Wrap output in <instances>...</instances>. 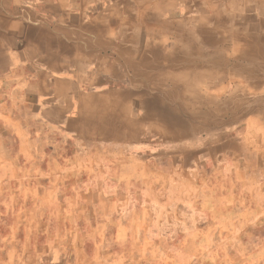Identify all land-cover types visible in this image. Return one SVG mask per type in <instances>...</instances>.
Listing matches in <instances>:
<instances>
[{
  "label": "crops",
  "instance_id": "1",
  "mask_svg": "<svg viewBox=\"0 0 264 264\" xmlns=\"http://www.w3.org/2000/svg\"><path fill=\"white\" fill-rule=\"evenodd\" d=\"M252 12L264 0H0V215L36 230L6 232L0 264H264V121L220 88L249 48L218 40Z\"/></svg>",
  "mask_w": 264,
  "mask_h": 264
},
{
  "label": "rangeland",
  "instance_id": "2",
  "mask_svg": "<svg viewBox=\"0 0 264 264\" xmlns=\"http://www.w3.org/2000/svg\"><path fill=\"white\" fill-rule=\"evenodd\" d=\"M255 12V11H254ZM254 12L250 13L252 16V19L250 18V14H247L249 16V19L246 20H242V19H238L237 21L233 22L235 25V28H237L236 32H238L239 28H247L246 32H248L247 35H243L241 34L239 37L240 40L242 39V37H248L250 39L249 45L248 46L249 49H254V50H261L264 49V21L262 19H260V15L258 14L257 17H255L257 14ZM193 25H196V22H194ZM226 28H233L232 23L229 25L227 24ZM235 31V30H234ZM259 37V38H258ZM259 39V40H258ZM257 40V41H256ZM169 43H175L174 42H169ZM257 43L259 45H257ZM243 44V43H242ZM232 45V44H229ZM239 45V44H238ZM238 45H233L235 46L237 49H240ZM242 48V47H241ZM244 50H246L245 48H243ZM253 50V51H254ZM246 51H241V52H233L232 55L239 57L240 56H244L246 53ZM255 53V52H253ZM243 54V55H242ZM237 63L244 65L247 68H250V65L248 62H243L241 60H237ZM257 63H254V65ZM256 66V65H255ZM253 66V68L255 67ZM252 67V66H251ZM264 63L260 69V72L257 74L258 76L263 75L264 76ZM230 71V72H229ZM257 72V70H256ZM223 76L222 77L224 79H222V84L220 85L221 88V93L223 95L227 94L226 91L231 90L234 91L236 93V99L234 100V102L236 104H238V106H241L242 108H245V105L247 106V108H252V115L248 116L246 119H248V123L249 125H252V128H261V122L264 121L261 120L262 119V113H264V83L260 84L259 82H254V81H248V79H245V77L243 75H241L238 71V69H229L226 70V74L222 71ZM229 74H231V76H229ZM239 75V76H238ZM228 95V94H227ZM226 97V95H225ZM224 101H222V106H224L225 104L223 103ZM245 119V118H244ZM244 119L241 120V124L238 125L236 128H244ZM223 120H228V117H223L222 116V124H221V128H224L222 125L224 124ZM181 120L178 121V123H180ZM195 123H202L200 122V120H197V118H195ZM206 124V123H205ZM195 126V125H193ZM197 127V126H195ZM218 127V126H217ZM205 128H213V126L211 125H205ZM226 128V127H225ZM190 135V145L196 146V140H203V138L212 145V139H213V135L211 133H205V134H201V133H189ZM193 138V140H192ZM192 140V141H191ZM213 146V145H212ZM197 148V147H195ZM193 148H190L189 150H193ZM199 169H201L202 171L206 170L208 172H212L213 170V166H208L207 168L203 169V166H200ZM201 193L202 195H211V192L213 191V185L216 184H212L209 182H201ZM215 183V182H214ZM190 185H192V183L190 182ZM191 187V186H190ZM219 188L218 186L215 187ZM26 198L24 196H20L17 198H8L7 199V203H12V201H17L19 202V204H24L26 203ZM5 196L4 193L0 191V206H3L5 203ZM255 203V202H254ZM9 216V215H8ZM6 215H0L1 218V225H0V238L4 237L6 235V232H9L10 235L13 236H31L32 233L35 234L36 230L35 229H31V228H21V229H14V230H7L6 229V224L4 223L5 219H6ZM28 226H30V222L27 223ZM45 233L48 230H43ZM256 230L253 231V233L255 234ZM50 234L52 233V230H49ZM264 234V232H263ZM34 236V235H33ZM259 245H257L256 243H254L252 246H250V249L252 252H256L258 251ZM2 246H0V254L3 253ZM29 258H32V255L29 256ZM55 260V261H54ZM67 260V256L64 254L60 255H52L51 260L47 261L48 264H69ZM72 264H74L71 261ZM80 263H83V261H80ZM79 261H77L75 264H80ZM242 262L238 261L236 262V264H241ZM257 261H254V259L248 260L243 262L242 264H256ZM47 264V263H46ZM94 264H100L99 262H94ZM234 264V262L232 263ZM263 264V263H262Z\"/></svg>",
  "mask_w": 264,
  "mask_h": 264
},
{
  "label": "bare ground",
  "instance_id": "3",
  "mask_svg": "<svg viewBox=\"0 0 264 264\" xmlns=\"http://www.w3.org/2000/svg\"><path fill=\"white\" fill-rule=\"evenodd\" d=\"M50 1V0H49ZM64 7V6H63ZM34 8H35V6H34ZM27 10V9H26ZM37 10V9H36ZM63 11H64V9H63ZM66 11V10H65ZM29 12V11H28ZM53 14V13H52ZM32 15H33V13H32ZM31 15V16H32ZM80 18H82V17H80ZM82 20V19H81ZM89 22V21H88ZM92 23V22H91ZM90 23V24H91ZM88 25V24H87ZM168 25V24H167ZM84 26H85V24H84ZM89 26V25H88ZM92 26V25H91ZM51 27V26H50ZM76 27V26H75ZM87 27V26H86ZM85 27V28H86ZM96 27V26H95ZM115 27V26H114ZM52 28V27H51ZM63 29H65V28H63ZM98 29V28H97ZM66 30H68V29H66ZM66 30H64V31H66ZM84 30H86V29H84ZM83 30V31H84ZM87 30H88V27H87ZM121 30V29H120ZM59 31V30H58ZM88 31H90V30H88ZM93 31V30H92ZM55 32V31H54ZM112 32V31H111ZM91 33V32H90ZM82 34V33H81ZM118 35V34H117ZM240 37V36H239ZM239 37H233V36H222V40H218L219 41V43L223 46H227V45H229V44H232V45H238L239 46V48H241L242 46H247V48H248V46H251V45H249V42H250V39L248 38V40L245 38V37H242V39L240 40V38ZM259 38V37H258ZM99 39V38H98ZM212 37L211 38H209V39H207L206 38V40H207V42L209 43V42H212ZM101 41H102V39H100ZM99 40V41H100ZM259 40V39H258ZM74 41V40H73ZM104 41V40H103ZM218 41H216V43H218ZM257 41V40H256ZM42 42V41H41ZM46 42V41H45ZM87 43V42H86ZM243 43V44H242ZM96 44V43H95ZM97 45V44H96ZM257 45H259L258 43H257ZM98 46H100V45H98ZM118 46H122V45H118ZM70 47V46H69ZM121 49V48H120ZM38 50V49H37ZM254 49H248V51H246L245 53V55L244 56H240L239 55V57H237L236 58V60H241V61H243V62H248L251 66H252V70L253 71H255V73H259L260 72V69H261V67H262V65H263V63H264V49H261V50H259V52H257V53H251L252 51H253ZM52 51V50H51ZM112 51V50H111ZM149 51V50H148ZM147 51V52H148ZM38 52H39V50H38ZM68 52V51H67ZM83 52V51H82ZM129 52V51H128ZM143 52V51H142ZM125 53V52H124ZM118 54V53H117ZM121 54V53H120ZM110 55V54H109ZM143 55H144V53H143ZM243 55V54H242ZM101 56V55H100ZM152 56V55H151ZM46 57V56H45ZM121 57V56H120ZM135 57H136V55H135ZM145 57V56H144ZM108 58V57H107ZM141 58V57H140ZM143 58V57H142ZM123 59H125V58H123ZM143 59H145V58H143ZM163 59V58H162ZM181 59V58H180ZM104 60H105V58H104ZM225 60V59H224ZM116 61V60H115ZM123 61H125V60H123ZM133 61V60H132ZM167 61V60H166ZM214 61V60H213ZM212 61V62H213ZM226 61V60H225ZM117 62V61H116ZM138 62H140V61H138ZM159 62V61H158ZM174 62V61H173ZM181 62V61H180ZM134 63V62H133ZM157 63V62H156ZM162 63V62H161ZM169 63V62H168ZM178 63H179V61H178ZM254 63H257V64H255L254 65ZM124 64H126V63H124ZM123 64V65H124ZM128 64V63H127ZM225 64V63H224ZM105 65H106V63H105ZM134 65V64H133ZM132 65V66H133ZM141 65V64H140ZM139 65V66H140ZM164 65V64H163ZM189 65V64H188ZM235 65V64H234ZM129 66H130V64H129ZM151 65H149V67H150ZM167 66V65H166ZM253 66H255L254 68H253ZM111 67V66H110ZM142 67H143V65H142ZM146 67V66H145ZM173 67V66H172ZM192 67V66H191ZM199 67V66H198ZM197 67V68H198ZM235 67L238 69V71H239V73L241 74V75H243L244 77H245V79L247 78L249 81L250 80H252V81H254V82H262V81H264V76L263 75H257V77L256 78H253V77H251V75H250V71H249V69H245V68H243V65L242 64H239V63H237V65H235ZM136 68V67H135ZM137 68H139V67H137ZM155 68H157V67H155ZM161 68V67H160ZM170 68V67H169ZM187 68H189V67H187ZM225 68V67H224ZM264 69V68H263ZM110 70H112V69H110ZM149 70V69H148ZM185 70H189V69H185ZM256 70H257V72H256ZM143 71V70H142ZM168 71V70H167ZM212 71V70H211ZM221 71V70H220ZM106 72V71H105ZM135 72V71H134ZM134 72H133V74H134ZM174 72V71H173ZM210 72V71H209ZM230 72V71H229ZM130 73V72H129ZM150 73H152V72H150ZM189 73V72H188ZM187 73V74H188ZM132 74V75H133ZM146 74V73H145ZM164 74V73H163ZM199 74V73H198ZM220 74V73H219ZM131 75V74H130ZM147 75V74H146ZM146 75H144V77L146 76ZM165 75V74H164ZM175 75V74H174ZM182 75V74H181ZM184 75V74H183ZM215 75V74H214ZM221 76H220V78H222V77H224L223 76V73L221 72V74H220ZM110 76V75H109ZM149 76V75H148ZM153 76V75H152ZM201 76V75H200ZM207 76V75H206ZM229 76H231V74H229ZM239 76V75H238ZM133 77V76H132ZM139 77V76H138ZM147 77V76H146ZM171 77V76H170ZM202 77V76H201ZM211 78V77H213V75H208V77L207 78ZM105 78V77H104ZM119 78V77H118ZM122 78V77H121ZM128 78V77H127ZM102 79V78H101ZM181 79V78H180ZM200 79V78H199ZM215 79H217V77L215 78ZM100 80V79H99ZM114 80H115V78H114ZM118 80V79H117ZM128 80V79H127ZM177 80V79H176ZM182 80V79H181ZM193 80V79H192ZM212 80V79H211ZM218 80V79H217ZM89 81V80H88ZM104 81V80H103ZM134 81V80H133ZM149 81V80H148ZM159 81V80H158ZM194 81V80H193ZM193 81H191V85H192V82ZM207 81V80H206ZM133 83V82H132ZM139 83V82H138ZM143 83V82H142ZM152 83V82H151ZM261 84V83H260ZM148 85V84H147ZM188 85V84H187ZM144 86V85H143ZM184 87V86H183ZM189 87H191V86H189ZM181 89V88H180ZM183 89H185V87L183 88ZM179 90V89H178ZM186 90V89H185ZM185 90H183V91H185ZM193 90V89H192ZM156 91V90H155ZM180 91H182V90H180ZM108 92V91H107ZM114 92V91H113ZM106 93V92H105ZM113 94V93H112ZM111 95V94H110ZM112 96V95H111ZM177 96V95H176ZM182 96V95H181ZM114 97V96H113ZM163 97V96H162ZM171 97V96H170ZM183 97V96H182ZM173 101V100H172ZM209 102V101H208ZM134 103V102H133ZM174 103H176V102H174ZM203 103V102H202ZM117 105H119V104H117ZM116 105V106H117ZM211 105V104H210ZM213 105V104H212ZM132 109V108H131ZM141 112V111H140ZM132 113V112H131ZM130 113V114H131ZM142 113V112H141ZM64 115V114H63ZM75 119V118H74ZM140 120V119H139ZM69 121H71L70 119H69ZM146 122V121H145ZM148 137V136H147ZM145 138V137H144Z\"/></svg>",
  "mask_w": 264,
  "mask_h": 264
}]
</instances>
